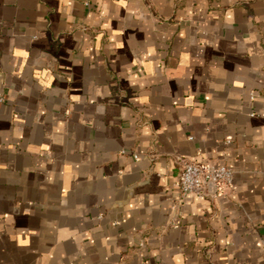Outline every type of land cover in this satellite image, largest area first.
I'll return each instance as SVG.
<instances>
[{"label": "crops", "instance_id": "0c3cea01", "mask_svg": "<svg viewBox=\"0 0 264 264\" xmlns=\"http://www.w3.org/2000/svg\"><path fill=\"white\" fill-rule=\"evenodd\" d=\"M0 264H264V0H0Z\"/></svg>", "mask_w": 264, "mask_h": 264}, {"label": "built area", "instance_id": "2783aa9c", "mask_svg": "<svg viewBox=\"0 0 264 264\" xmlns=\"http://www.w3.org/2000/svg\"><path fill=\"white\" fill-rule=\"evenodd\" d=\"M134 158H138V154H134ZM233 181L234 170L226 165L198 164L183 160V168L175 185L184 196L201 198L220 195Z\"/></svg>", "mask_w": 264, "mask_h": 264}]
</instances>
